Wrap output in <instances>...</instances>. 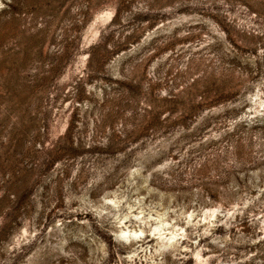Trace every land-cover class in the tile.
Returning a JSON list of instances; mask_svg holds the SVG:
<instances>
[{
  "label": "rangeland",
  "instance_id": "obj_1",
  "mask_svg": "<svg viewBox=\"0 0 264 264\" xmlns=\"http://www.w3.org/2000/svg\"><path fill=\"white\" fill-rule=\"evenodd\" d=\"M0 264H264V0H0Z\"/></svg>",
  "mask_w": 264,
  "mask_h": 264
},
{
  "label": "bare ground",
  "instance_id": "obj_2",
  "mask_svg": "<svg viewBox=\"0 0 264 264\" xmlns=\"http://www.w3.org/2000/svg\"><path fill=\"white\" fill-rule=\"evenodd\" d=\"M134 233V232H133Z\"/></svg>",
  "mask_w": 264,
  "mask_h": 264
}]
</instances>
